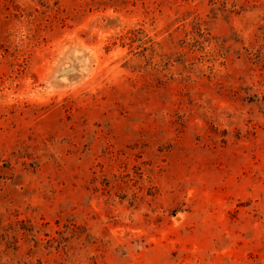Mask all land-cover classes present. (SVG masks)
Returning <instances> with one entry per match:
<instances>
[{
  "label": "rangeland",
  "instance_id": "374dc122",
  "mask_svg": "<svg viewBox=\"0 0 264 264\" xmlns=\"http://www.w3.org/2000/svg\"><path fill=\"white\" fill-rule=\"evenodd\" d=\"M0 264H264V0H0Z\"/></svg>",
  "mask_w": 264,
  "mask_h": 264
}]
</instances>
